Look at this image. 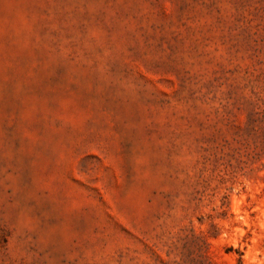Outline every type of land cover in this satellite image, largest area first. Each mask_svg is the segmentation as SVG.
Wrapping results in <instances>:
<instances>
[{
  "label": "rangeland",
  "instance_id": "374dc122",
  "mask_svg": "<svg viewBox=\"0 0 264 264\" xmlns=\"http://www.w3.org/2000/svg\"><path fill=\"white\" fill-rule=\"evenodd\" d=\"M0 264H264V0H0Z\"/></svg>",
  "mask_w": 264,
  "mask_h": 264
}]
</instances>
